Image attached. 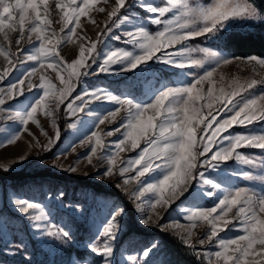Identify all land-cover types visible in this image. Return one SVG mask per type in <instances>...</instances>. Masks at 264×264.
<instances>
[{"label": "snow or ice", "instance_id": "snow-or-ice-1", "mask_svg": "<svg viewBox=\"0 0 264 264\" xmlns=\"http://www.w3.org/2000/svg\"><path fill=\"white\" fill-rule=\"evenodd\" d=\"M246 28L264 31V0H0V148L26 143L0 170L33 157L102 185L10 188L0 264H173L160 239L125 246L133 220L197 264H264V53L231 45Z\"/></svg>", "mask_w": 264, "mask_h": 264}, {"label": "trees", "instance_id": "trees-1", "mask_svg": "<svg viewBox=\"0 0 264 264\" xmlns=\"http://www.w3.org/2000/svg\"><path fill=\"white\" fill-rule=\"evenodd\" d=\"M231 45L233 51L237 55L242 54H260L264 53V31L259 28H246L237 29L231 36ZM61 128H64L63 121H61ZM73 177V178H69ZM43 178H50L62 183L79 184L93 188L95 191L100 190L102 185L95 183L85 177H76L75 174L58 173L50 170H37L29 171L26 167L10 170L4 172L0 170V183L5 182H20L26 180H37ZM131 233H137L141 235H153L163 241L164 252L167 260H171L173 264H197V261L193 256L187 255L183 248L180 246L178 240L170 236L169 234H161L158 230H152L151 232H145L140 225L134 220L128 226ZM80 251H77L79 254Z\"/></svg>", "mask_w": 264, "mask_h": 264}, {"label": "rangeland", "instance_id": "rangeland-1", "mask_svg": "<svg viewBox=\"0 0 264 264\" xmlns=\"http://www.w3.org/2000/svg\"><path fill=\"white\" fill-rule=\"evenodd\" d=\"M205 2H210V0H205ZM50 3H52V0H50ZM116 43L118 44L119 42H116ZM68 48L70 49V48H72V46L69 45ZM66 58H71V57L69 55V56H66ZM228 70L235 71L236 69L230 68ZM246 74H247L246 72H241V75H246ZM120 78H121L120 79L121 84H125L127 82H134L133 91H135L137 94H140L149 83H155V80L153 79L152 76H148L146 78V80H142L139 82H136L135 78L132 77L130 74L121 73ZM3 123H4L3 121H0V124H3ZM7 123L10 124L11 122H7ZM61 123L62 122H60V124ZM41 124L44 126V128L47 131H49L50 134H52V129H51L49 120L41 119ZM234 127H238V126H234ZM29 128L31 129L32 132L36 133L41 138V140H43V135H42V133H40L39 127L37 125L30 122ZM61 130H62V139H63L64 134H65L64 128H61ZM229 131H231V129ZM0 135H2V134H0ZM25 150H26V143H25V140L23 138L20 141H17V143L15 145H7L3 148H0V162H3L5 160L15 159L16 157H18V155L22 154ZM53 151H55V149H53ZM80 151H84V149H80ZM255 151L257 153L260 152L259 149H256ZM42 155H43V158L46 160L51 161L52 159H54V157L52 156L51 153H43ZM122 155L127 157V156L134 155V153L129 152V153H124ZM29 159L32 160L33 162L28 163L27 161H25L23 163V166H19V167L13 166V170H17V169H21V168L26 167L29 171L50 170L52 172L61 173L59 170H54L51 167H38L36 162H35V159H38V158L34 159L33 157H30ZM72 159H73V157H69L68 160L65 162L66 163L71 162ZM85 178H88V177H85ZM88 179L94 181L93 178H88ZM38 183H44L46 185H51L53 187H55V186H60V187L67 186V190L73 195L74 198L77 197L82 192L83 189H87L88 191H95L91 187H87V186H83V185H79V184H72V183H62V182H58V181H55V180L50 179V178H48V179L43 178V179H37V180H26V181L14 182V183L8 181L5 183H0V209H3L5 204H6V193L10 188L16 187L18 189H27L30 185H34V184H38ZM9 214L11 215L12 213L10 212ZM128 228L125 230L126 234L122 238V242L125 244V246H127L129 242H132L133 244H138V243L146 242V241L151 240V239H158L157 236H153V235H141V234H137V233H131ZM72 251H73V254H77V251H81V250L80 249H74ZM41 258H44L43 254H42ZM162 258L167 259L165 252L162 253Z\"/></svg>", "mask_w": 264, "mask_h": 264}]
</instances>
